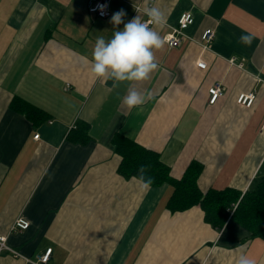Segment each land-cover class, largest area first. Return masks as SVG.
<instances>
[{"label":"crops","instance_id":"1","mask_svg":"<svg viewBox=\"0 0 264 264\" xmlns=\"http://www.w3.org/2000/svg\"><path fill=\"white\" fill-rule=\"evenodd\" d=\"M93 1L0 0V236L8 247L0 264H42L48 249L47 264H235L241 245L264 264V238L235 219L218 230L200 206L168 209L169 183L144 189L121 175L114 142L123 135L159 153L177 180L199 162L202 192L244 194L257 185L264 178V0H110L105 19L89 11ZM140 4L163 13V26H152L163 38L185 12L194 23L179 46L165 41L155 51L158 68L148 80L114 87L91 73L92 51L97 37L111 39L114 12L124 9L125 23L143 20ZM208 28L215 38L203 48ZM216 84L223 95L212 104ZM130 90L152 98L129 109ZM252 92L251 107L237 103ZM18 220L29 227L16 228Z\"/></svg>","mask_w":264,"mask_h":264},{"label":"trees","instance_id":"2","mask_svg":"<svg viewBox=\"0 0 264 264\" xmlns=\"http://www.w3.org/2000/svg\"><path fill=\"white\" fill-rule=\"evenodd\" d=\"M16 107L28 116L31 115L30 108ZM114 142L122 158L119 173L125 178L139 179L138 169L141 165H146L148 166L146 175L153 180L151 186H161L165 183L173 186L172 196L167 203L168 209L172 212L200 206L205 213V221L214 228L221 230L231 218L242 224L252 236L264 238V178L244 194L234 188L202 192L198 179L203 166L199 162H191L183 177L177 180L171 176L170 167L162 161L159 153L123 135H117ZM235 204L238 206L230 216L229 210Z\"/></svg>","mask_w":264,"mask_h":264},{"label":"clouds","instance_id":"3","mask_svg":"<svg viewBox=\"0 0 264 264\" xmlns=\"http://www.w3.org/2000/svg\"><path fill=\"white\" fill-rule=\"evenodd\" d=\"M107 5H97L101 15L105 14ZM147 20H142L139 15L125 23L126 12L120 9L111 16L110 23L116 30L111 39L106 40L103 36L96 39L91 58V73L97 79L113 80V86L125 81H146L158 68L155 51L160 50L165 44L159 32L152 25L163 26L164 17L160 9L150 7L145 9ZM123 28L119 29V25ZM253 37L241 35L240 42L250 45ZM151 94H142L136 90H130L123 98V103L129 108L143 105L150 100ZM146 165L138 169L139 181L144 189H150L153 180L147 176ZM244 246H239L240 254L235 264H257L255 259L250 258L243 251Z\"/></svg>","mask_w":264,"mask_h":264},{"label":"built area","instance_id":"4","mask_svg":"<svg viewBox=\"0 0 264 264\" xmlns=\"http://www.w3.org/2000/svg\"><path fill=\"white\" fill-rule=\"evenodd\" d=\"M109 2L110 0H94L92 3L89 4V11L95 13L100 18H108L110 16V9H109ZM154 0H148V4L152 6ZM97 5H107L105 9V14L101 15L99 9L97 8ZM136 12H142L145 14V8L143 6L137 5L136 6ZM148 17L145 15V18L143 20H147ZM194 23V16L191 12H185L183 13L178 21V25L173 27L171 29V32L165 35V41L168 43L171 47H177L180 45V43L185 39V30L191 26ZM153 26V25H152ZM215 38V31L211 28H208L203 31L200 38V43L203 48H208L209 44L214 40ZM231 63H234V60H230ZM197 66L202 69H206L207 64L204 61H199ZM239 67H243V64H239ZM210 93V103L214 104L222 95H223V89L219 84H216L209 90ZM256 99L255 92L252 93H243L240 94L237 103L245 106L247 108L251 107ZM39 138V134L35 135V139ZM237 204L233 206L231 210H229L230 216H232L237 208ZM15 227L18 229H27L29 227V223L25 220H18L15 224ZM2 249H8L6 246V237L0 236V250ZM52 252V249H48L45 254H43L39 261L42 264H47L50 254Z\"/></svg>","mask_w":264,"mask_h":264}]
</instances>
